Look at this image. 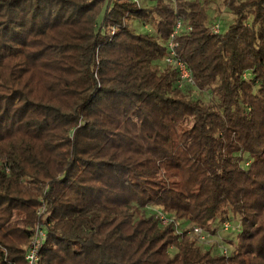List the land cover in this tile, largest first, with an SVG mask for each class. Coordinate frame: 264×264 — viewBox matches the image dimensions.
Wrapping results in <instances>:
<instances>
[{
    "label": "trees",
    "instance_id": "trees-1",
    "mask_svg": "<svg viewBox=\"0 0 264 264\" xmlns=\"http://www.w3.org/2000/svg\"><path fill=\"white\" fill-rule=\"evenodd\" d=\"M223 4L0 0V264H264V0Z\"/></svg>",
    "mask_w": 264,
    "mask_h": 264
},
{
    "label": "built area",
    "instance_id": "built-area-1",
    "mask_svg": "<svg viewBox=\"0 0 264 264\" xmlns=\"http://www.w3.org/2000/svg\"><path fill=\"white\" fill-rule=\"evenodd\" d=\"M136 2H139V0H135ZM221 0H216V3H220ZM185 27L181 22H178L174 31L171 34L170 41L168 43V55L165 57L163 63L172 67L175 69L179 74V86L183 87L185 85H194V79L192 76L191 71L189 70L188 66L185 62L180 60L176 53V47L177 44L174 43V39L180 35L182 31H184ZM186 30H191L190 27H188ZM211 31L214 34H221L223 32V26L222 23L219 20H213V23L211 25ZM159 218L163 225L168 224L171 220L167 219L164 214H158ZM240 230L239 227H233L231 222L227 221L222 224V232L226 233H236ZM190 234L193 235L200 244L205 245L207 247H211L214 244L212 235L208 232L202 229L199 226H193L190 229ZM47 238V234L43 226H40L36 229L35 235L33 237V240L27 249L26 252V263L27 264H39L40 262V256H41V249L42 246ZM210 244V242H212ZM219 253L221 256L228 257L230 255L228 247L224 245L219 246Z\"/></svg>",
    "mask_w": 264,
    "mask_h": 264
},
{
    "label": "rangeland",
    "instance_id": "rangeland-1",
    "mask_svg": "<svg viewBox=\"0 0 264 264\" xmlns=\"http://www.w3.org/2000/svg\"><path fill=\"white\" fill-rule=\"evenodd\" d=\"M142 1H145L146 3L149 1H153V0H142ZM223 1L224 0H221L220 1V3H216V5H213L212 6V9H213V11H212V15L214 16V19H216V20H219L223 25L224 24H226V21L227 22H229L230 20H231V18H232V16H231V14L229 13V12H227V9H226V7H225V5L223 4ZM142 3V2H141ZM150 5H152V4H150ZM147 6H149V5H147ZM216 16V17H215ZM225 18V20H223L222 18ZM133 26H134V28H135V31L136 32H138V33H145V34H155L156 33V31H155V25H154V23L152 22V21H149V22H141V21H136L134 24H133ZM164 61V60H163ZM162 65L164 66V63H162ZM162 66V67H163ZM251 76L250 75H248L247 76V79H249ZM196 95H198V93L196 94ZM200 95V94H199ZM201 97H203L205 100H208L209 99V97H210V93H202L201 94ZM248 163H249V159H247V161H246V163L245 164H243V167H247L248 166ZM150 209V208H149ZM150 212L151 213H156V214H162V212H161V210L159 209V208H153V209H150ZM235 218V217H234ZM238 219H234L232 222H231V224H232V226L233 227H239L241 224H240V222L239 221H237ZM194 225H192V224H186V228H187V230L188 231H190V229L193 227ZM217 226L219 227V224H217ZM221 229H222V226H221ZM237 233V232H236ZM231 235V233H226V232H220L219 234H218V236H219V239L221 240L222 238L221 237H223V239H225V237L224 236H228V235ZM232 234H234V233H232ZM235 237V236H234ZM233 237V238H234ZM218 238H213V241H214V244L216 245L217 244V241L219 240ZM213 241L212 242H210V244H212L213 243ZM226 246V245H225ZM226 247H228V246H226ZM170 253H171V255H174V251H173V249H171L170 250Z\"/></svg>",
    "mask_w": 264,
    "mask_h": 264
}]
</instances>
